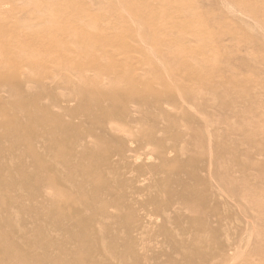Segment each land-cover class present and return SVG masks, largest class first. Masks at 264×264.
I'll return each instance as SVG.
<instances>
[{"label": "rangeland", "instance_id": "rangeland-1", "mask_svg": "<svg viewBox=\"0 0 264 264\" xmlns=\"http://www.w3.org/2000/svg\"><path fill=\"white\" fill-rule=\"evenodd\" d=\"M0 264H264V0H0Z\"/></svg>", "mask_w": 264, "mask_h": 264}]
</instances>
